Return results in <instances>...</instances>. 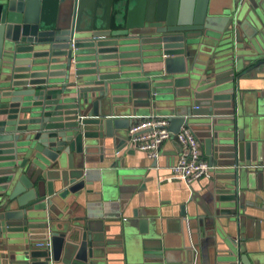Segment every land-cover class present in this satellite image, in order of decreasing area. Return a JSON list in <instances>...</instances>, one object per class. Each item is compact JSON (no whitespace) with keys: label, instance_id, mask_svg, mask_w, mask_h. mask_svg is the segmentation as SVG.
I'll return each instance as SVG.
<instances>
[{"label":"water","instance_id":"obj_1","mask_svg":"<svg viewBox=\"0 0 264 264\" xmlns=\"http://www.w3.org/2000/svg\"><path fill=\"white\" fill-rule=\"evenodd\" d=\"M238 6L240 21L213 14L211 0H0V264H96L106 239L66 200L90 183L82 168L106 139L138 120L122 113L129 104L167 111L145 116L168 117L171 138L184 125L198 136L193 97L206 93L198 129L220 179L215 210L231 201L219 210L240 222L246 192H264V138H246L234 68L264 64V0ZM238 231L229 255L252 264Z\"/></svg>","mask_w":264,"mask_h":264},{"label":"crops","instance_id":"obj_2","mask_svg":"<svg viewBox=\"0 0 264 264\" xmlns=\"http://www.w3.org/2000/svg\"><path fill=\"white\" fill-rule=\"evenodd\" d=\"M211 3L213 14L234 15L237 12L239 21L244 18L239 0H211ZM252 65L244 61L234 68L239 119L247 139L256 138L258 134L264 138V111L260 104L264 101V64ZM162 67V63L145 64V70ZM205 94L193 97L199 106H192L200 114L193 125L199 134L202 158L209 160L205 142L209 134L198 129L209 121L205 116L210 113ZM215 103L218 106L228 104L225 101ZM122 110L123 114L139 115L137 119L157 110L168 113L133 104L123 106ZM128 130L120 131L121 137L115 140L106 139L102 159L99 153L94 162H87L82 168L90 183L77 194H69L66 200L73 220L81 217L91 221L93 227L102 231L95 234L101 233L106 239L107 244L95 260L96 264H139L156 260L164 264H236V257L229 254L238 245L240 227L241 236L245 238L241 242L242 253L252 264H264L263 191L246 192L242 204L247 214H241L238 222L236 214L219 210L230 208L233 202H218L215 210V189L220 185L215 170L209 178L188 183L183 177L173 176L171 170L180 154L175 138L166 140L160 156L151 159L142 151L128 148ZM209 211L216 212L217 216L211 217ZM142 220L146 221L145 230ZM147 248L160 249L163 258H148ZM188 259H194L195 263Z\"/></svg>","mask_w":264,"mask_h":264},{"label":"built area","instance_id":"obj_3","mask_svg":"<svg viewBox=\"0 0 264 264\" xmlns=\"http://www.w3.org/2000/svg\"><path fill=\"white\" fill-rule=\"evenodd\" d=\"M170 120L166 116L151 114L141 117L128 130L129 149L142 151L151 159L161 154V146L171 138ZM180 147L178 160L171 166L173 176L183 177L188 183L201 178L211 177L214 167L202 158L200 142L195 131L189 126H182L175 135ZM51 242L40 241L37 246H50Z\"/></svg>","mask_w":264,"mask_h":264}]
</instances>
